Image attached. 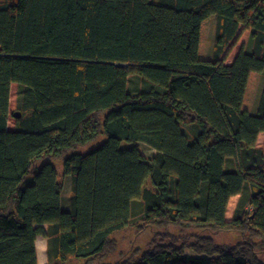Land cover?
Wrapping results in <instances>:
<instances>
[{
  "label": "trees",
  "instance_id": "16d2710c",
  "mask_svg": "<svg viewBox=\"0 0 264 264\" xmlns=\"http://www.w3.org/2000/svg\"><path fill=\"white\" fill-rule=\"evenodd\" d=\"M261 73L264 0H0V264H38V235L47 264L107 258L136 200V227L154 233L107 264H264V79L250 110ZM61 157L60 173L38 166Z\"/></svg>",
  "mask_w": 264,
  "mask_h": 264
},
{
  "label": "rangeland",
  "instance_id": "374dc122",
  "mask_svg": "<svg viewBox=\"0 0 264 264\" xmlns=\"http://www.w3.org/2000/svg\"><path fill=\"white\" fill-rule=\"evenodd\" d=\"M215 31H216V16L212 15L210 17V20L208 21L206 25V30H205V35H204V43L206 47V56L208 58H211L212 56V51H213V46H214V41H215ZM249 44V43H248ZM249 46V45H248ZM263 82V78H262ZM261 82V87L263 83ZM140 85V81L138 79V76L136 75H131L129 77V89L132 92H135L138 90ZM21 92V87L16 84H12L10 88V109L12 111H19L17 108V103H19V96ZM257 99H256V106L260 98V90L259 93L257 94ZM255 103V101L253 102ZM256 106H254V109L251 106V112L256 111ZM13 120L10 121V126L13 125ZM181 128L183 131L189 132L190 128L188 124H181ZM106 139V136L104 134H100L94 141L90 142L87 145L80 146L76 149L70 150L67 154H71L74 152H79V153H87L91 151L92 149L98 147L101 145L104 140ZM140 148L143 151V153L146 156L152 157L155 154V150H153L151 147L147 146L144 143H140ZM63 158H46L42 159L38 162V166L43 164L44 162H51L54 167L58 170L60 173L62 170V164H63ZM30 176L26 178V183L30 180ZM71 176L66 175L63 179L64 186H63V204L62 208H65V203L69 205V198L72 195L71 191ZM149 185V184H148ZM237 199V198H236ZM229 200L228 207H227V213L226 217L228 219L232 218V216L235 214V206L237 203V200ZM243 199V198H242ZM142 203L140 200H136L132 203V213H131V225L128 226L126 229L119 231L113 235V238L116 241V248L114 252H112L107 258H104L102 260H95L92 262H88V264H101V263H114L117 261H121L125 259L133 250L137 248H146L147 243L150 241L155 228H146L143 230H139L138 227H136V223H138V219L142 213ZM218 242L225 243V244H233L237 242L240 239V236L237 233L234 232H222L219 233L216 237ZM84 263V261H80L79 264Z\"/></svg>",
  "mask_w": 264,
  "mask_h": 264
},
{
  "label": "crops",
  "instance_id": "0c3cea01",
  "mask_svg": "<svg viewBox=\"0 0 264 264\" xmlns=\"http://www.w3.org/2000/svg\"><path fill=\"white\" fill-rule=\"evenodd\" d=\"M262 78L264 79V73H261L259 75V77H258L257 87H256V90H255V94H254L253 101L251 103V106H252L253 109H254V106H256V99H257V96H258L257 94L259 93V90H260V94H261V91H262V87H261ZM254 101H255V103H253ZM251 106H250V110H251ZM256 144H257V146H260V147H263L264 146V131H262V132H260L258 134L257 140H256ZM239 196H240V194L234 195V196L230 197L229 200H235L236 198H237L236 200H238ZM63 203L64 202H63V191H62L61 206H62ZM67 203H65V208L64 209H68L69 208V205ZM46 247H47V240H46V238H44L41 235L36 236V239H35V248H36V254H37L38 264H47V262H48L47 261Z\"/></svg>",
  "mask_w": 264,
  "mask_h": 264
},
{
  "label": "water",
  "instance_id": "95a60500",
  "mask_svg": "<svg viewBox=\"0 0 264 264\" xmlns=\"http://www.w3.org/2000/svg\"><path fill=\"white\" fill-rule=\"evenodd\" d=\"M14 115H15L16 117H19V116H20V112H19V111H15V112H14Z\"/></svg>",
  "mask_w": 264,
  "mask_h": 264
}]
</instances>
